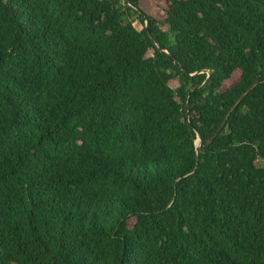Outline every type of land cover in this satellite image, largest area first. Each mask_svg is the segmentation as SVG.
Instances as JSON below:
<instances>
[{
	"label": "trees",
	"instance_id": "trees-1",
	"mask_svg": "<svg viewBox=\"0 0 264 264\" xmlns=\"http://www.w3.org/2000/svg\"><path fill=\"white\" fill-rule=\"evenodd\" d=\"M0 264H264V0H0Z\"/></svg>",
	"mask_w": 264,
	"mask_h": 264
},
{
	"label": "rangeland",
	"instance_id": "rangeland-1",
	"mask_svg": "<svg viewBox=\"0 0 264 264\" xmlns=\"http://www.w3.org/2000/svg\"><path fill=\"white\" fill-rule=\"evenodd\" d=\"M163 6H164L163 3H160L157 6L149 5V4H146V6L144 5L145 10L149 14H151V15L157 17V18H162L164 16V7ZM197 144H198V140H197Z\"/></svg>",
	"mask_w": 264,
	"mask_h": 264
},
{
	"label": "water",
	"instance_id": "water-1",
	"mask_svg": "<svg viewBox=\"0 0 264 264\" xmlns=\"http://www.w3.org/2000/svg\"><path fill=\"white\" fill-rule=\"evenodd\" d=\"M261 80H257L253 85H251L248 89H247V91L245 92V93H243L242 95H241V97H239V99L236 101V103H235V105L237 104V103H239L240 102V100L241 99H243L253 88H254V86L256 85V84H258L259 82H260ZM235 105L231 108V110H233V108L235 107ZM225 124V121H223V123H222V125L217 129V131H216V133H215V135L214 136H217L218 134H219V132H220V130H221V128L223 127V125ZM201 144V141H200V136H199V134H198V144H197V146H199Z\"/></svg>",
	"mask_w": 264,
	"mask_h": 264
}]
</instances>
